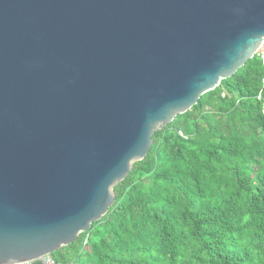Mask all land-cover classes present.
Listing matches in <instances>:
<instances>
[{"label":"water","instance_id":"water-1","mask_svg":"<svg viewBox=\"0 0 264 264\" xmlns=\"http://www.w3.org/2000/svg\"><path fill=\"white\" fill-rule=\"evenodd\" d=\"M264 45V0H0V264L102 219L154 134Z\"/></svg>","mask_w":264,"mask_h":264},{"label":"trees","instance_id":"trees-1","mask_svg":"<svg viewBox=\"0 0 264 264\" xmlns=\"http://www.w3.org/2000/svg\"><path fill=\"white\" fill-rule=\"evenodd\" d=\"M153 138L108 213L53 260L264 264V52Z\"/></svg>","mask_w":264,"mask_h":264},{"label":"built area","instance_id":"built-area-1","mask_svg":"<svg viewBox=\"0 0 264 264\" xmlns=\"http://www.w3.org/2000/svg\"><path fill=\"white\" fill-rule=\"evenodd\" d=\"M47 264H57L51 256H48L46 259Z\"/></svg>","mask_w":264,"mask_h":264},{"label":"rangeland","instance_id":"rangeland-1","mask_svg":"<svg viewBox=\"0 0 264 264\" xmlns=\"http://www.w3.org/2000/svg\"><path fill=\"white\" fill-rule=\"evenodd\" d=\"M260 51H263L264 52V45L262 46L261 50Z\"/></svg>","mask_w":264,"mask_h":264}]
</instances>
